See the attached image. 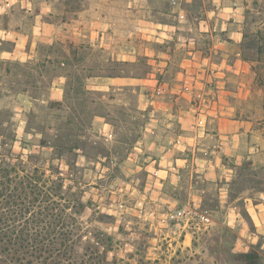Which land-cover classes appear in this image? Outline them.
Here are the masks:
<instances>
[{
  "label": "rangeland",
  "instance_id": "obj_1",
  "mask_svg": "<svg viewBox=\"0 0 264 264\" xmlns=\"http://www.w3.org/2000/svg\"><path fill=\"white\" fill-rule=\"evenodd\" d=\"M219 1L189 0L184 18L172 19L169 0H0V104L25 110L0 121L17 126L15 153L27 158L42 149L47 174L54 161L90 199L80 220L90 236L106 232L116 264H245L237 254L252 249L264 264L263 237L238 247L225 211L240 197L247 216L245 203L264 199V153L242 164L225 153L264 152V0ZM219 4L238 9L219 15L229 24L221 28L218 20L214 29L216 15L206 11ZM156 21L173 23L174 35L163 36ZM195 21L199 29L190 30ZM20 36L26 47L16 52ZM196 50L222 63L212 67L220 74L201 78L215 96L198 92L203 88L160 90L176 71L186 72ZM27 123L34 127L28 132ZM24 139L29 149L22 150ZM198 148L228 175L196 171ZM186 204L210 214L213 225L186 234L182 224L161 220Z\"/></svg>",
  "mask_w": 264,
  "mask_h": 264
},
{
  "label": "trees",
  "instance_id": "obj_2",
  "mask_svg": "<svg viewBox=\"0 0 264 264\" xmlns=\"http://www.w3.org/2000/svg\"><path fill=\"white\" fill-rule=\"evenodd\" d=\"M3 104L2 117L24 114L23 107L13 111ZM9 120H5L7 124L0 121V264L118 263L108 258L106 232L98 228L90 236V228L80 220L87 214L90 199L60 176L54 161L47 174L40 161L45 159L42 149L27 158L22 152L15 153L17 126ZM29 128L34 127L27 123L26 131ZM22 144V150L29 149L31 140L24 139ZM39 145L43 148L48 144L41 139ZM237 255L245 264H260L262 258L253 249Z\"/></svg>",
  "mask_w": 264,
  "mask_h": 264
},
{
  "label": "crops",
  "instance_id": "obj_3",
  "mask_svg": "<svg viewBox=\"0 0 264 264\" xmlns=\"http://www.w3.org/2000/svg\"><path fill=\"white\" fill-rule=\"evenodd\" d=\"M189 0H183V4L181 6V8H173L172 10L169 9V13H167L166 15H168L169 17H173L172 19L175 18H180L183 19L185 16V3H187ZM221 1V0H220ZM219 1V2H220ZM237 7L230 6V7H225V5H220L219 6H215L212 9L208 10L206 12L210 13V15H212L213 13L216 15V22L212 23V26L214 29L216 28V26L218 25V20H220V26L221 28L226 27L227 24H229L228 21H224L221 20L219 17V15H224L225 11L229 10H234L237 11ZM173 12V13H172ZM182 14V17L180 16ZM218 15V16H217ZM171 19V20H172ZM201 28L204 27V25L206 24V21L202 18H199V23ZM198 24L195 22H193L192 24H189V29L190 30H195V29H199ZM155 26L158 28H162L164 29L163 32V36L166 37H172L174 35V31L172 30V27H174L173 23H171L170 21H156L155 22ZM177 26V25H176ZM208 27V26H207ZM166 29L169 31L173 32V35H169L166 32ZM196 33V32H195ZM241 33L238 30H233L231 31V38L235 39V42H238L241 39V36H239ZM195 35V34H194ZM189 36H193V35H189ZM194 38L197 40V33L196 36H194ZM191 42H194V39H192V37H189ZM199 40V39H198ZM26 47V44H24L22 37L20 36L19 38H17L16 40V44H15V51L17 52L19 50V48ZM187 60V70L185 71H176L173 76L171 75L170 78L171 81H167L165 84H161L159 86L160 90H165V91H171L173 93H186L190 92L189 90L191 89H199V88H203V89H199L198 92L203 93V95L207 94H211L212 96L214 94V89H207L204 81V79L209 80L212 75H218L221 72L220 71H216L214 70V68H217L218 70H220V68L222 67V63H217L215 61H212L211 58H205L202 59L199 51L196 50V52L192 55H190L189 59ZM207 67V68H206ZM214 67V68H212ZM211 73V74H210ZM202 78V80H201ZM220 90H216V92H219ZM186 120L187 118L183 117L180 121L182 122L183 126H186ZM210 136V134H205V136L200 137L199 141L201 140H205L208 139V137ZM220 137H226L228 138L227 135L225 134H219ZM194 139V138H193ZM234 139V135H231V141L233 142V144L236 145V141H233ZM198 141V140H196ZM235 142V143H234ZM238 145V144H237ZM208 149L205 148H198L197 149H193L192 150V155H193V161H191V165L193 166V168H195L196 171H207V174H210L212 176H214V178L216 177H220L221 175H224L225 177L228 175V172L225 169V165L222 164L221 162H217L215 160H211L206 159L205 157H200L198 153L200 152H206ZM210 153H212V151H209ZM226 154H232L233 156L236 157L235 162L242 164V160L246 157H254L255 155H258L260 153H264L259 152V151H248V152H239L238 150H226L225 151ZM256 163V161H255ZM189 165L190 168H192V166ZM184 166V165H183ZM192 170V169H191ZM222 174H218L221 173ZM211 176V177H212ZM235 201L231 202L229 206H227V209L225 210L226 212H232V216L233 218L230 219V223L232 225V227L235 229V238L237 240L236 244L238 245V247L243 246V244H250V243H257L261 237H263L264 239V199L260 204H255L251 201V199H249V201L247 203H245V207H247V211H249L248 214L250 215H243L240 212V208L238 205V201L240 199V197H235ZM220 210H218L219 214H223L224 213V206H220L219 207ZM229 210V211H227ZM221 211V212H220ZM257 211H259V213H257ZM220 215H218V219H220ZM264 242V241H263Z\"/></svg>",
  "mask_w": 264,
  "mask_h": 264
},
{
  "label": "built area",
  "instance_id": "obj_4",
  "mask_svg": "<svg viewBox=\"0 0 264 264\" xmlns=\"http://www.w3.org/2000/svg\"><path fill=\"white\" fill-rule=\"evenodd\" d=\"M169 1L171 6L175 8H181L183 4V0ZM180 16L182 17V14ZM167 33L170 36L173 35L172 31H169ZM163 215V218L161 219L163 222L169 221L171 222V225L174 226L182 224L184 226V229H187L186 234H194L202 229H209L214 223V219L210 214L190 204H186L174 210H168L163 213Z\"/></svg>",
  "mask_w": 264,
  "mask_h": 264
}]
</instances>
